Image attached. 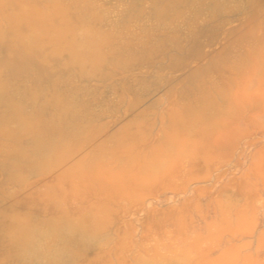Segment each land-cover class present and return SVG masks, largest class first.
<instances>
[{
  "label": "rangeland",
  "instance_id": "rangeland-1",
  "mask_svg": "<svg viewBox=\"0 0 264 264\" xmlns=\"http://www.w3.org/2000/svg\"><path fill=\"white\" fill-rule=\"evenodd\" d=\"M0 37L38 45L15 73L0 50V264H264V0H0ZM8 110L44 131L15 136ZM42 137L70 157L35 168ZM49 217L100 236L13 246L15 221Z\"/></svg>",
  "mask_w": 264,
  "mask_h": 264
},
{
  "label": "bare ground",
  "instance_id": "bare-ground-1",
  "mask_svg": "<svg viewBox=\"0 0 264 264\" xmlns=\"http://www.w3.org/2000/svg\"><path fill=\"white\" fill-rule=\"evenodd\" d=\"M18 10V9H17ZM30 12V11H28ZM35 13V12H34ZM33 14V12L31 13ZM38 15H39V12H38ZM38 15H29L28 13H26V11L24 12L23 10L20 11L18 13V24L20 21H22L23 23L29 25V27H31L33 30H37L38 27H40L42 25V21L40 19V17ZM13 17V16H12ZM46 17V16H45ZM17 24V23H16ZM20 26V25H19ZM42 27V26H41ZM40 31V30H39ZM38 31V32H39ZM84 33L86 32V29H83ZM34 32V31H33ZM19 33V32H18ZM17 33V34H18ZM82 33V31H81ZM21 34V33H20ZM32 34V33H31ZM30 34V35H31ZM83 34V33H82ZM89 35V33H88ZM17 36H20L21 35H17ZM86 37L87 35L83 34V37ZM37 35L34 34L33 38V42L37 40ZM56 37V36H55ZM90 37V36H88ZM86 37V40L87 41H93V42H97L98 41V37L95 38H88ZM1 38V37H0ZM19 38V37H18ZM100 38V37H99ZM22 39V38H21ZM20 38L18 39V41H16L15 43H10L11 41L9 42H2L0 41V50H8L10 51V58L6 61L5 65H6V70L9 71V72H18L22 66H25L26 65V62H28L30 59L32 60L35 56L38 57V54L36 53V49L38 48V45H36V48L34 47V43L33 42H26V41H22ZM60 39V38H59ZM55 40H53L54 42ZM73 43L69 44L68 43V50H69V60L72 61V62H75L76 64H83L84 62L88 63V62H92L94 61L95 59V51L91 50V49H88L86 48L85 46L81 45L80 43L78 42H75L74 40H72ZM58 42V41H57ZM55 45V44H54ZM64 49L62 44L61 45H57L55 46V53L59 52L60 50ZM67 48V47H66ZM42 70L44 71V68L42 67ZM0 83H1V74H0ZM54 101H55V98H54ZM56 102V101H55ZM210 102V105L211 107L214 105L212 104L211 100L209 101ZM62 113H64L65 115H72V109H68V108H62L60 109ZM6 116L8 117H11V118H14L13 120H15L17 122V128L15 131H13L14 135L17 136L18 132L21 130V129H25L29 132H31L33 135H36L37 133H39V135L44 131L41 124L38 122V121H34L32 119H29L25 116H22L20 115L19 112H17L16 110H8L6 112ZM172 139V138H171ZM173 141V140H172ZM39 144H38V151H40L42 153V157L39 158L38 160H36L34 163L32 164H35L34 165H30V166H34L35 168L37 167H40L41 169H51L53 167L56 168V165L60 164L62 161H64V159L66 157H70L71 155V148L69 147H66V146H63L61 145L60 143H58V141L52 139V138H49V137H42L41 139L38 140ZM164 142V147L162 148H168L170 147L169 145L172 146V142L170 139L167 138H164V140L162 141ZM175 142V141H174ZM178 144V143H177ZM175 145V143L173 144ZM191 145V144H190ZM188 145V146H190ZM193 145V143H192ZM191 145V146H192ZM162 146V145H161ZM181 146V145H180ZM179 146V147H180ZM187 147V146H186ZM197 147V146H196ZM174 148V146H173ZM189 148V147H187ZM171 150L172 148H168V150ZM177 149V148H176ZM200 150V148H198ZM197 149V150H198ZM47 150L48 152L45 154L44 151ZM162 150H166V149H162ZM167 150V151H168ZM189 150V149H188ZM195 150V148H194ZM196 150V151H197ZM155 151V150H154ZM166 151V152H167ZM174 150L172 149V152ZM182 151V150H181ZM192 151V150H191ZM161 152V150H160ZM158 152V153H160ZM170 152V153H172ZM44 153V154H43ZM132 153V152H131ZM154 153V152H153ZM139 154V153H138ZM142 154V153H140ZM149 154V153H148ZM168 154V152H167ZM166 154V155H167ZM130 154H128L129 156ZM147 155V154H146ZM155 154H153L154 156ZM159 155V154H158ZM134 156V155H133ZM133 156L131 158H133ZM142 156V155H141ZM144 156V154H143ZM143 156L141 158H143ZM148 156V155H147ZM151 156V154H150ZM163 156V155H162ZM164 157V156H163ZM170 157V154L169 156ZM136 158V157H135ZM162 158V157H161ZM167 158V157H166ZM164 158V159H166ZM134 160V159H133ZM145 160V159H144ZM161 160V159H160ZM163 160V158H162ZM85 161V159H84ZM88 161V160H86ZM131 161V160H130ZM152 161V160H151ZM164 161V160H163ZM168 161V160H165L164 163ZM15 162V160L13 159V157H10L9 158V161L7 160L6 161V164L7 166H12V164ZM139 162V161H138ZM70 163V162H68ZM139 163H143L140 162ZM138 163V164H139ZM150 162H148V165H151L149 164ZM156 163V162H155ZM101 164V163H100ZM102 164H105V163H102ZM154 164V163H152ZM159 164V163H158ZM158 164H156L155 166L157 167ZM75 165V164H74ZM140 165V164H139ZM146 168L145 167H142V168H145L147 170H149V173H151L150 171H153L155 172L156 169H154L155 167L153 166H149L147 165V163L145 164ZM160 165V164H159ZM165 165V164H164ZM59 166V165H58ZM71 166V165H70ZM70 166L68 165V167H66L64 170H62L61 172L63 171H69L70 169ZM78 166V165H77ZM143 166V165H142ZM163 166V164L161 165ZM32 167V168H34ZM73 167V166H72ZM71 167V168H72ZM80 168V166H78ZM87 168H90V167H93L92 164H86ZM95 167V166H94ZM104 167V166H103ZM117 167V166H116ZM39 168V169H40ZM76 168V167H75ZM159 168V166L157 167ZM162 168V167H160ZM58 169L60 170V167H58ZM108 169V168H107ZM115 169V168H114ZM56 170V169H54ZM76 170V169H75ZM94 170V169H93ZM92 170V171H93ZM58 171V170H57ZM107 170H106V167H105V170L103 173H105ZM159 171V170H158ZM72 172H75L74 169L72 170ZM89 172V171H88ZM70 174V172H68ZM108 173V172H107ZM156 173V172H155ZM158 173V172H157ZM66 174V173H65ZM83 174V173H82ZM99 174V173H98ZM118 174V173H116ZM147 174V173H146ZM103 175V174H102ZM101 175V176H102ZM138 175V174H137ZM98 176V175H97ZM108 175L106 174V177ZM115 176V175H114ZM134 176H135V172H134ZM103 177V176H102ZM104 177H105V174H104ZM105 177V178H106ZM144 177V176H143ZM151 177V176H150ZM149 177V178H150ZM88 178V176H87ZM94 178V177H92ZM134 178V177H133ZM140 179V178H139ZM103 180V179H102ZM115 181V179H113ZM132 180V179H131ZM134 180V179H133ZM141 180V179H140ZM96 181V180H95ZM105 181V180H104ZM148 181V180H147ZM103 182V181H101ZM106 182V181H105ZM120 182V180L117 181V183ZM104 183V182H103ZM107 183V182H106ZM133 183V182H131ZM111 184V183H110ZM116 184V182H115ZM114 184V185H115ZM117 185V184H116ZM98 190V188H97ZM99 216V215H98ZM102 218V217H101ZM95 220V219H94ZM97 220V219H96ZM100 222V221H99ZM103 223V222H102ZM101 224V223H100ZM94 225V223H93ZM99 225V223H98ZM87 227V226H86ZM84 225H73L70 223V221L68 219H62V218H56V217H49L48 219H45V220H39L37 221L36 223L30 225V223H22L20 221H15L13 224H12V227H11V231H12V234L14 236V240H13V246L16 247H20L21 249H32L33 246H35L36 244V241H38L39 239H37V236L43 234V236H45L44 234L45 233H51L53 234L52 236L54 237L55 235V238L56 236L58 237V240L59 242L58 243H62L63 247L65 248H69L71 247V244L72 243H75V242H84V245H85V242L87 243L88 239L90 238H93L94 237H97V235L99 233H97L96 231H91L89 228V230L86 228ZM93 227V226H92ZM97 227V226H96ZM101 227V226H100ZM94 228V227H93ZM92 228V229H93ZM96 229V228H95ZM98 229V227H97ZM96 229V230H97ZM47 235V234H46ZM49 235V234H48ZM40 236V237H41ZM100 235H98L99 237ZM46 237V236H45ZM43 238V237H42ZM37 239V240H36ZM57 241V240H56ZM93 241V240H92ZM68 242V243H67ZM92 243V242H91ZM83 245V244H81ZM90 245V244H89ZM87 246H88V243H87ZM14 248V247H13ZM14 248V249H15ZM72 251V250H71ZM173 251H174V248H173ZM170 253V252H169ZM172 253V251H171ZM181 253V252H180ZM178 253V255L180 254ZM60 254H63V252H61ZM173 255V253H172ZM181 255V254H180ZM183 255V254H182ZM148 257V256H147ZM152 257V255H151ZM157 257V256H156ZM171 255L169 256V260H172L170 259ZM174 257V256H173ZM183 257V256H182ZM139 258V257H138ZM146 258V257H144ZM150 258V257H149ZM160 258V257H159ZM175 258V257H174ZM66 259L65 256H62L60 255V257L57 259L59 262H63L64 260ZM179 259H181L179 257ZM56 260V261H57ZM150 260H152V258H150ZM162 260V259H161ZM169 260H163V264L164 262L167 264L169 262ZM155 261V260H154ZM153 261V262H154ZM142 262V261H140ZM145 261H143L144 263ZM151 262V261H149ZM152 262V263H153ZM156 262V261H155ZM154 262V263H155ZM172 262V261H171ZM178 262V261H177ZM180 262V261H179ZM178 262V263H179ZM182 263V262H181ZM184 263V262H183ZM150 264V263H149ZM159 264H162V263H159ZM175 264V263H174Z\"/></svg>",
  "mask_w": 264,
  "mask_h": 264
}]
</instances>
